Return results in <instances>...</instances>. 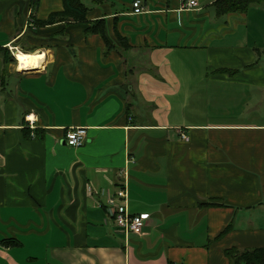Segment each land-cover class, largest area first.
I'll list each match as a JSON object with an SVG mask.
<instances>
[{
  "label": "crops",
  "instance_id": "0c3cea01",
  "mask_svg": "<svg viewBox=\"0 0 264 264\" xmlns=\"http://www.w3.org/2000/svg\"><path fill=\"white\" fill-rule=\"evenodd\" d=\"M133 1L41 24L62 0H0V264H230L264 247V4ZM16 51L41 56L20 70ZM120 187L145 234L105 224Z\"/></svg>",
  "mask_w": 264,
  "mask_h": 264
},
{
  "label": "built area",
  "instance_id": "2783aa9c",
  "mask_svg": "<svg viewBox=\"0 0 264 264\" xmlns=\"http://www.w3.org/2000/svg\"><path fill=\"white\" fill-rule=\"evenodd\" d=\"M197 6V0H183L181 7L185 9H193ZM133 13H141L143 7L139 0L132 3ZM26 125L33 129L36 126V117L33 113H27L24 116ZM182 139H188L186 134H181ZM86 141L85 127H69L64 133V142L71 147H79ZM127 193L123 187L118 188L115 192L108 194L105 199V207L107 215L105 224L112 227V230L127 236L129 233L136 235L145 234L144 226L149 213L141 212L132 214L126 207Z\"/></svg>",
  "mask_w": 264,
  "mask_h": 264
},
{
  "label": "trees",
  "instance_id": "16d2710c",
  "mask_svg": "<svg viewBox=\"0 0 264 264\" xmlns=\"http://www.w3.org/2000/svg\"><path fill=\"white\" fill-rule=\"evenodd\" d=\"M63 8L61 11L51 13L41 24H50L55 21L85 20L87 8L81 0H62ZM252 4H264V0H215L213 7L217 16L230 12H245ZM124 44V38L119 37ZM225 230V229H224ZM2 242V241H1ZM230 264H264V247H255L250 249L230 248L225 250Z\"/></svg>",
  "mask_w": 264,
  "mask_h": 264
},
{
  "label": "bare ground",
  "instance_id": "6f19581e",
  "mask_svg": "<svg viewBox=\"0 0 264 264\" xmlns=\"http://www.w3.org/2000/svg\"><path fill=\"white\" fill-rule=\"evenodd\" d=\"M16 59L18 60L17 62V68L20 70H25L29 68V66L37 60L38 57L41 55H36V54H27V53H22L20 51H16L15 53Z\"/></svg>",
  "mask_w": 264,
  "mask_h": 264
}]
</instances>
